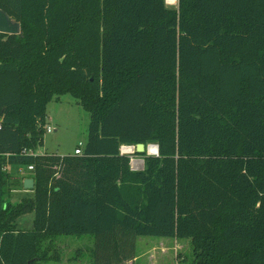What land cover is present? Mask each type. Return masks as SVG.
Listing matches in <instances>:
<instances>
[{"label": "trees", "instance_id": "16d2710c", "mask_svg": "<svg viewBox=\"0 0 264 264\" xmlns=\"http://www.w3.org/2000/svg\"><path fill=\"white\" fill-rule=\"evenodd\" d=\"M0 9L21 24L0 32V264L59 260L54 239L85 234L89 264H134L145 235L190 237L193 264H264V0ZM64 94L90 113L83 152L36 153ZM150 142L132 169L121 146Z\"/></svg>", "mask_w": 264, "mask_h": 264}, {"label": "rangeland", "instance_id": "374dc122", "mask_svg": "<svg viewBox=\"0 0 264 264\" xmlns=\"http://www.w3.org/2000/svg\"><path fill=\"white\" fill-rule=\"evenodd\" d=\"M168 6L177 7L178 0H166ZM47 125L52 131H46L44 141L37 153L44 151L60 154H73L79 145L85 146L88 137L90 113L78 103L71 94L61 95L60 100H52L47 107ZM156 144L154 142L148 143ZM147 145V147H148ZM146 154L151 153L146 148ZM141 159L142 156L134 155ZM138 164V163H136ZM135 170L142 169L144 162L139 163ZM7 172L13 173L9 167ZM31 172L27 169L19 171L15 177H24ZM14 175V174H12ZM13 180V179H12ZM10 194L7 199L14 205L29 194V190L20 184H10ZM13 188V189H12ZM8 191V192H9ZM21 228H32L33 213L22 215L19 220ZM59 260L39 261L38 264H89L93 260L91 249L94 248L95 238L91 235H62L54 239ZM47 243V242H45ZM136 258L134 264H193V244L190 237L176 238L173 236H139L136 240Z\"/></svg>", "mask_w": 264, "mask_h": 264}, {"label": "water", "instance_id": "95a60500", "mask_svg": "<svg viewBox=\"0 0 264 264\" xmlns=\"http://www.w3.org/2000/svg\"><path fill=\"white\" fill-rule=\"evenodd\" d=\"M0 32L10 33V34H18L21 32V24L19 21L14 20L10 15L0 9ZM157 147V151L155 152L158 155L159 152V145L155 144ZM146 145L144 143H138L136 145V152L142 153L146 151ZM141 160L144 162V158L142 157ZM34 187V178L27 177L24 179V188L27 190L33 189Z\"/></svg>", "mask_w": 264, "mask_h": 264}, {"label": "built area", "instance_id": "2783aa9c", "mask_svg": "<svg viewBox=\"0 0 264 264\" xmlns=\"http://www.w3.org/2000/svg\"><path fill=\"white\" fill-rule=\"evenodd\" d=\"M46 130L52 131L53 129L50 125H46ZM150 145H152V144H150ZM150 145H148V147H146V148H148V150H149ZM135 149H136L135 145H122L121 146V154H127V155L131 156V167H132V169H135L134 166L138 167L140 165L139 163L138 164L134 163L136 160H140L141 162H143L139 158H133L134 157L133 154L135 153ZM82 152H83V148L81 147V145H79L75 148V151H74L75 154H82ZM153 154H155V153H153ZM29 169H33V166L30 165Z\"/></svg>", "mask_w": 264, "mask_h": 264}, {"label": "bare ground", "instance_id": "6f19581e", "mask_svg": "<svg viewBox=\"0 0 264 264\" xmlns=\"http://www.w3.org/2000/svg\"><path fill=\"white\" fill-rule=\"evenodd\" d=\"M149 151L151 152V153H155L156 151H157V147H156V145L155 144H152V145H150V147H149ZM134 163H142L140 160H136Z\"/></svg>", "mask_w": 264, "mask_h": 264}, {"label": "crops", "instance_id": "0c3cea01", "mask_svg": "<svg viewBox=\"0 0 264 264\" xmlns=\"http://www.w3.org/2000/svg\"><path fill=\"white\" fill-rule=\"evenodd\" d=\"M49 117V116H48ZM44 152H48V151H44ZM44 152H41V153H44ZM37 153V152H36ZM50 153H57V152H50Z\"/></svg>", "mask_w": 264, "mask_h": 264}]
</instances>
